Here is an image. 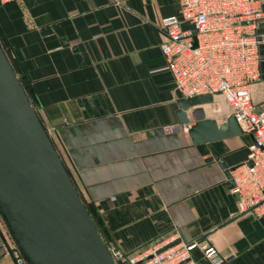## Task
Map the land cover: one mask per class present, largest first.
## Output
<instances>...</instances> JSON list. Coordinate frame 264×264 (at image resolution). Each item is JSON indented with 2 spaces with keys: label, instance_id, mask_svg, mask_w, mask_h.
Masks as SVG:
<instances>
[{
  "label": "crops",
  "instance_id": "obj_1",
  "mask_svg": "<svg viewBox=\"0 0 264 264\" xmlns=\"http://www.w3.org/2000/svg\"><path fill=\"white\" fill-rule=\"evenodd\" d=\"M180 10L181 0L0 1V43L108 244L135 253L174 232L208 241L229 264H264V215L240 213L231 191L252 134L194 143L168 128L183 97L160 25ZM260 50L257 109L264 40ZM213 97L206 116L221 124L229 104ZM6 230L0 214V264H15Z\"/></svg>",
  "mask_w": 264,
  "mask_h": 264
},
{
  "label": "built area",
  "instance_id": "obj_2",
  "mask_svg": "<svg viewBox=\"0 0 264 264\" xmlns=\"http://www.w3.org/2000/svg\"><path fill=\"white\" fill-rule=\"evenodd\" d=\"M263 23L261 0H181L179 14L164 17L160 25L166 33L162 55L182 97L223 94L228 115L252 134L247 159L230 170V178L239 212L257 215H264V103L255 107L251 87L261 78ZM6 228L13 244L7 243L8 255L15 264H27ZM179 238L170 233L135 253L107 245L116 264H229L208 241Z\"/></svg>",
  "mask_w": 264,
  "mask_h": 264
},
{
  "label": "water",
  "instance_id": "obj_3",
  "mask_svg": "<svg viewBox=\"0 0 264 264\" xmlns=\"http://www.w3.org/2000/svg\"><path fill=\"white\" fill-rule=\"evenodd\" d=\"M213 100L178 103V124L194 143L243 133L232 114L221 124L206 116ZM0 214L27 264H116L1 43Z\"/></svg>",
  "mask_w": 264,
  "mask_h": 264
},
{
  "label": "trees",
  "instance_id": "obj_4",
  "mask_svg": "<svg viewBox=\"0 0 264 264\" xmlns=\"http://www.w3.org/2000/svg\"><path fill=\"white\" fill-rule=\"evenodd\" d=\"M19 78H20V77H19ZM20 81H21V79H20ZM21 83H22V81H21ZM22 85H23V83H22ZM23 86H24V85H23ZM25 90H26V89H25ZM26 93H27V92H26ZM85 203H86V206H87V208H88V210H89V212H90V214H91V216H92L94 222L96 223V225H97V227H98V229H99L101 235H102V236L104 237V239H105V236L103 235V233H102V231H101V228H100L99 224H98L97 221H96V213H95L93 207L91 206L90 203H88V202H85ZM105 240H106V239H105Z\"/></svg>",
  "mask_w": 264,
  "mask_h": 264
},
{
  "label": "rangeland",
  "instance_id": "obj_5",
  "mask_svg": "<svg viewBox=\"0 0 264 264\" xmlns=\"http://www.w3.org/2000/svg\"><path fill=\"white\" fill-rule=\"evenodd\" d=\"M47 130V129H46ZM50 135V134H49ZM51 136V135H50ZM54 144H55V146H56V148H57V151H59L58 150V147H57V145H56V143L54 142ZM59 154H60V151H59ZM66 165V164H65ZM67 167V166H66ZM68 169V168H67ZM69 171V170H68ZM70 173V172H69ZM74 183H76V182H74ZM85 202H87L86 200H84Z\"/></svg>",
  "mask_w": 264,
  "mask_h": 264
}]
</instances>
